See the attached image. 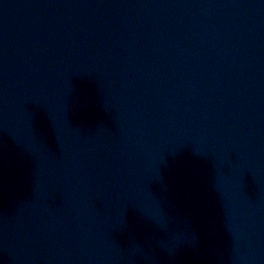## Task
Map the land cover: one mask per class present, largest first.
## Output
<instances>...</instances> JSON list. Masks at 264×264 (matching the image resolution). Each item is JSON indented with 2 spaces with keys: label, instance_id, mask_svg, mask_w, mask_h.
<instances>
[{
  "label": "water",
  "instance_id": "water-1",
  "mask_svg": "<svg viewBox=\"0 0 264 264\" xmlns=\"http://www.w3.org/2000/svg\"><path fill=\"white\" fill-rule=\"evenodd\" d=\"M0 264H264V0H0Z\"/></svg>",
  "mask_w": 264,
  "mask_h": 264
}]
</instances>
